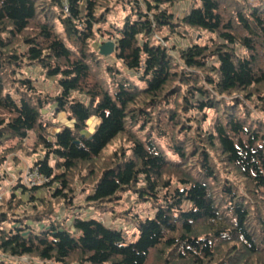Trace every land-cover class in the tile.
I'll list each match as a JSON object with an SVG mask.
<instances>
[{
  "label": "trees",
  "instance_id": "16d2710c",
  "mask_svg": "<svg viewBox=\"0 0 264 264\" xmlns=\"http://www.w3.org/2000/svg\"><path fill=\"white\" fill-rule=\"evenodd\" d=\"M99 39L116 43L113 63ZM32 67L56 80L55 97L26 77ZM50 106L73 123L55 137ZM255 112L264 115V0H0V171L34 133L45 153L34 166L48 179L27 189L20 176L0 203V264H264ZM78 184L96 212L135 192L155 214L127 213L139 234L129 243L75 215L86 209L74 205Z\"/></svg>",
  "mask_w": 264,
  "mask_h": 264
},
{
  "label": "rangeland",
  "instance_id": "374dc122",
  "mask_svg": "<svg viewBox=\"0 0 264 264\" xmlns=\"http://www.w3.org/2000/svg\"><path fill=\"white\" fill-rule=\"evenodd\" d=\"M186 7L184 6L183 9H185ZM181 11V10H180ZM186 37H191L192 42L194 43H203L206 41V37L198 32L195 31H191L190 33H186L185 34ZM181 43L183 45H186L187 42L185 41V39H180ZM105 41L103 39H99L98 40V45H102ZM107 42V41H106ZM109 62L113 63L114 62V56L109 57L108 59ZM105 66V65H104ZM24 74H26V77L29 78L31 81H33V85L36 89H38L42 94H47L50 97H55L58 94V87L56 84V80L49 78L48 76H46L40 69L36 68V67H32V68H28L24 70ZM135 80V78H134ZM103 83L107 89L108 92L112 93L115 88L117 87V84L113 83L111 80V77L105 73L103 74ZM54 109L55 106H50L48 108H46V111H43V115H44V121L47 123H52L56 126L52 129L53 131L51 132L52 136L55 137L54 132L57 131H62L64 128L67 127H72V122L68 120L67 114L66 113H59L57 115V117L55 116L54 113ZM255 114L259 117V118H264V115H260L255 112ZM88 129L86 131H84V135L85 136H91L94 134V132L97 129V126H99V122L97 119L92 118L89 122H88ZM34 142H35V134L32 133L30 134V137L28 139V144L24 145V150L23 152L20 154L22 155L24 158H26L25 160L29 161L31 164L33 163V165H31L32 167L34 166V162L36 161H40L44 158L45 153H43L41 150H35L34 148ZM114 149V147H111L108 149V154L110 152H112V150ZM15 155L13 154L9 160L7 162H9L10 160H12V158ZM15 158V157H14ZM17 158V157H16ZM15 158V159H16ZM18 159V158H17ZM6 162V164H7ZM5 164V165H6ZM53 164V163H52ZM30 165H27L26 167H29ZM5 168V166H4ZM3 168V169H4ZM2 169V171H3ZM0 171V172H2ZM7 172L4 171V173L2 174V177H0L2 180V184L0 186V203H5L9 197H10V192L11 189L13 187L12 181L14 180V177L12 178L11 183L10 180H8L9 174L6 175ZM85 174L86 171H84ZM99 176V175H98ZM90 186H88L86 188L80 186L79 184L76 186V193L74 195V205L78 206V205H85V199H86V193L87 190L89 189ZM85 188V189H84ZM116 205L114 206V213L113 212H96L93 208H88V206H86V209H81L79 211L76 212V216L83 218V219H90V218H94L97 220L102 221L103 223H105L106 226L110 227V228H114L117 230H120L124 233V236L126 238V240L130 243H134L138 240L139 234H138V230L136 228V226L133 225V220L130 221V214L128 215L127 213L129 212H135L137 214H140L144 220L148 217H153L155 214V211L152 210V206H151V202H147V203H140L138 202L137 196L135 194V192H128L126 193L123 197L122 200L118 201L117 203H115ZM62 207L64 205H61ZM61 207V208H62ZM60 208V207H59ZM63 209V208H62ZM64 210V209H63ZM28 212H31V208L28 209ZM32 214V213H29ZM60 217H63L64 213L62 211H60ZM61 219V218H59ZM37 226V225H35ZM18 263H23V264H36L33 260L29 259V258H22L20 260H18Z\"/></svg>",
  "mask_w": 264,
  "mask_h": 264
},
{
  "label": "crops",
  "instance_id": "0c3cea01",
  "mask_svg": "<svg viewBox=\"0 0 264 264\" xmlns=\"http://www.w3.org/2000/svg\"><path fill=\"white\" fill-rule=\"evenodd\" d=\"M28 140H26L23 144L27 145ZM35 143V142H34ZM19 154H15V156L18 158V162H16L14 160V157L12 158V160H10L9 162H7V164L5 165V168L3 169L2 173L7 172L6 175L9 174L10 179L8 178V180H10L9 183H11L12 178L14 177V180L12 181V184L15 185L16 181L18 180V178L20 176L23 177L24 171L27 169V165H30L29 167H32L31 165H33V163L31 164L29 161L25 160L26 158H24L22 155ZM35 163V162H34ZM3 185V184H2Z\"/></svg>",
  "mask_w": 264,
  "mask_h": 264
},
{
  "label": "built area",
  "instance_id": "2783aa9c",
  "mask_svg": "<svg viewBox=\"0 0 264 264\" xmlns=\"http://www.w3.org/2000/svg\"><path fill=\"white\" fill-rule=\"evenodd\" d=\"M2 176V174H0ZM23 185L27 189H33L35 187L43 186L48 182V179L44 177L36 167H27L23 174Z\"/></svg>",
  "mask_w": 264,
  "mask_h": 264
},
{
  "label": "water",
  "instance_id": "95a60500",
  "mask_svg": "<svg viewBox=\"0 0 264 264\" xmlns=\"http://www.w3.org/2000/svg\"><path fill=\"white\" fill-rule=\"evenodd\" d=\"M116 52V43L114 41H108L103 43L99 47V54L104 58L113 56Z\"/></svg>",
  "mask_w": 264,
  "mask_h": 264
}]
</instances>
